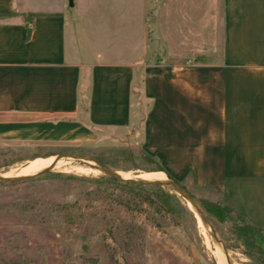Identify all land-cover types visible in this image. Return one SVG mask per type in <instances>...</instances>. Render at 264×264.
<instances>
[{"label": "crops", "instance_id": "obj_1", "mask_svg": "<svg viewBox=\"0 0 264 264\" xmlns=\"http://www.w3.org/2000/svg\"><path fill=\"white\" fill-rule=\"evenodd\" d=\"M69 1L0 0V144L26 164L126 132L264 237V0H161L154 49L147 0Z\"/></svg>", "mask_w": 264, "mask_h": 264}, {"label": "rangeland", "instance_id": "obj_2", "mask_svg": "<svg viewBox=\"0 0 264 264\" xmlns=\"http://www.w3.org/2000/svg\"><path fill=\"white\" fill-rule=\"evenodd\" d=\"M160 2L147 0L152 7L148 16L152 49L157 48L153 11L160 9ZM163 7L169 14L170 7ZM162 29L170 30L169 20ZM137 101L139 95L134 96L139 127L144 104ZM119 138L90 150L59 154L56 158L64 160L52 169L44 162L33 172L47 170L32 179L0 183V264H218L219 245L175 190L126 187L108 180L97 164L70 156L96 159L124 175L161 173L144 155L137 137L123 132ZM28 154L29 150L0 144V175L15 177L40 159L25 164ZM178 182L206 213L230 264H264V255L237 236L231 221H221L200 204L203 200L226 204L224 195L196 189L188 180Z\"/></svg>", "mask_w": 264, "mask_h": 264}, {"label": "trees", "instance_id": "obj_3", "mask_svg": "<svg viewBox=\"0 0 264 264\" xmlns=\"http://www.w3.org/2000/svg\"><path fill=\"white\" fill-rule=\"evenodd\" d=\"M142 78L140 75L137 78V81L135 82L134 88L139 89ZM144 155L152 161L155 165V171H159L161 173H166V175L173 181L177 182L180 186H182L183 189L187 190V188L182 185L180 182L176 181L161 165V163L155 159L154 157L148 155L147 153L143 152ZM163 171V172H162ZM108 180L116 183H121L122 185L126 187L131 188H139V189H158L162 190V185H143V184H136L132 182H123L113 176L107 175L106 176ZM1 183V182H0ZM192 193H190L191 195ZM194 196V195H192ZM164 203V201L162 200ZM201 206L208 212L213 214L215 217L220 219L221 221L229 220L233 223V227L236 230V234L239 238L243 239L246 243V245L253 246L255 249H257L262 255H264V237L262 235V232L260 228L254 226L253 224L249 223L244 217L237 215L234 217L232 214V210L228 207L227 204H219L215 202H210L207 200H203L200 202ZM236 220L239 223H236Z\"/></svg>", "mask_w": 264, "mask_h": 264}, {"label": "water", "instance_id": "obj_4", "mask_svg": "<svg viewBox=\"0 0 264 264\" xmlns=\"http://www.w3.org/2000/svg\"><path fill=\"white\" fill-rule=\"evenodd\" d=\"M70 5H73V0H70ZM71 157H74L76 159H82V160H86V161H93L95 162V164H97L101 170L110 176H113L123 182H132V183H136V184H143V185H162V186H167L172 188L173 190H175L186 202H188L189 204L193 205L196 212L199 214L203 224L209 229L210 231V235L211 237L214 239V241L221 246L222 251L226 257V261L228 264L231 263V259L229 257L228 251L226 249V247L224 246L223 242L219 239L216 231L214 230L209 218L207 217L206 213L204 212V210L200 207L199 203L185 190L182 188V186H180L177 182L171 180L169 177L167 178V180H163V181H145V180H140V179H127L124 178L123 176H121L118 171H112L108 168H106L102 163L98 162L96 159L93 158H89L87 156L84 155H74L71 154ZM62 157H58L56 158L57 161L61 160ZM47 169L35 174V175H30V176H18V177H13V178H9V177H4L0 175V182H5V183H16V182H21L24 180H29L32 179L36 176H38L39 174L43 173L44 171H46Z\"/></svg>", "mask_w": 264, "mask_h": 264}, {"label": "bare ground", "instance_id": "obj_5", "mask_svg": "<svg viewBox=\"0 0 264 264\" xmlns=\"http://www.w3.org/2000/svg\"><path fill=\"white\" fill-rule=\"evenodd\" d=\"M64 160V159H61ZM59 160V161H61ZM66 161V160H65ZM44 162H46L47 164H52L50 166V168L48 169H52L55 167V162H57L56 157L51 156V157H46V158H40L34 162H32L29 166L24 167L23 169H21L15 177L18 176H30V175H35L45 169L33 172L38 166H41ZM63 163V162H62ZM89 163L91 164H95V162L93 161H89ZM121 176H123L124 178L127 179H140V180H145V181H163V180H167L168 176L165 173H157L154 176H147V175H138V176H130V175H124L122 173H119ZM2 176V175H1ZM5 177V176H4ZM9 178H13V177H9ZM190 208L199 216V214L196 212L195 208L193 205L189 204ZM199 224H203L200 216H199ZM206 231H209V229L207 227H205ZM205 232V231H204ZM210 232V231H209ZM206 233V232H205ZM206 238H208V235H206ZM216 253H217V259H218V264H227L224 263V256H223V251L220 249V246L217 247L216 249ZM226 258V257H225Z\"/></svg>", "mask_w": 264, "mask_h": 264}]
</instances>
